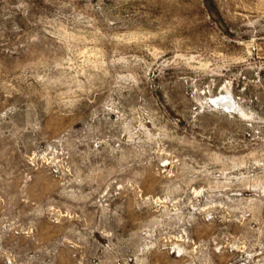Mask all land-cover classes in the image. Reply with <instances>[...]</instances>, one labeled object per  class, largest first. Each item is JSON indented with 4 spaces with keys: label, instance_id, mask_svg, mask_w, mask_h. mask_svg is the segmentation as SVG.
Instances as JSON below:
<instances>
[{
    "label": "rangeland",
    "instance_id": "374dc122",
    "mask_svg": "<svg viewBox=\"0 0 264 264\" xmlns=\"http://www.w3.org/2000/svg\"><path fill=\"white\" fill-rule=\"evenodd\" d=\"M0 264H264V0H0Z\"/></svg>",
    "mask_w": 264,
    "mask_h": 264
},
{
    "label": "bare ground",
    "instance_id": "6f19581e",
    "mask_svg": "<svg viewBox=\"0 0 264 264\" xmlns=\"http://www.w3.org/2000/svg\"><path fill=\"white\" fill-rule=\"evenodd\" d=\"M215 103H219V102H221V104L222 103H228L229 101H227V98H226V96H221V97H219V96H215V97H213V98H211ZM229 107V106H228ZM227 107V108H228ZM175 245V244H174ZM176 249V248H175ZM177 249H178V247H177ZM176 249V250H177ZM178 252V251H177ZM179 255H181V254H179Z\"/></svg>",
    "mask_w": 264,
    "mask_h": 264
}]
</instances>
